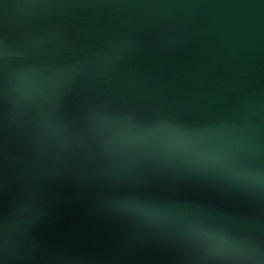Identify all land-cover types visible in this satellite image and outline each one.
<instances>
[{
  "label": "water",
  "instance_id": "95a60500",
  "mask_svg": "<svg viewBox=\"0 0 264 264\" xmlns=\"http://www.w3.org/2000/svg\"><path fill=\"white\" fill-rule=\"evenodd\" d=\"M0 264H264V0H0Z\"/></svg>",
  "mask_w": 264,
  "mask_h": 264
}]
</instances>
